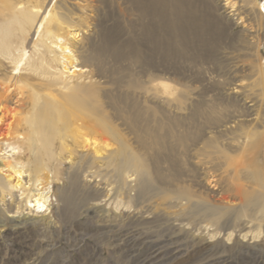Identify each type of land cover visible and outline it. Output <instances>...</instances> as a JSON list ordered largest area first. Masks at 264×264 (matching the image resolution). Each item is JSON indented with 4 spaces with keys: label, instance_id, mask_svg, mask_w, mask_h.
<instances>
[{
    "label": "rangeland",
    "instance_id": "1",
    "mask_svg": "<svg viewBox=\"0 0 264 264\" xmlns=\"http://www.w3.org/2000/svg\"><path fill=\"white\" fill-rule=\"evenodd\" d=\"M51 1L49 7L56 0ZM67 1L72 6L83 5L80 12L74 10L78 13L74 24L78 32L77 39L84 44L91 41L98 44L103 29L115 26L119 28L122 38H138V24L151 23L149 18H140L136 7L128 0H88L83 4L81 0ZM190 1L182 2L189 6ZM201 1L211 4L214 2ZM216 1L220 7L225 2ZM8 2L15 7L21 1ZM233 2V9L241 11L256 30L253 33L259 41L256 47H251L242 40L244 37L239 35L242 27L240 23H236L233 29L231 27L220 38L217 52H214L212 58L214 60L207 63L198 61L191 65L183 58L171 57L161 62L159 56L153 55L154 63L161 64V73L143 70L137 63L126 62V75L119 83L102 85L98 78L94 81L99 85L94 99L102 112L101 118L112 127L114 133L108 137V141L113 147L120 146L119 142L122 141L126 151L135 157L133 163L121 174H117L113 166L106 165L103 158L92 162L91 151L74 142L68 135L61 138V131L54 134L50 143L51 150L43 155V163L51 180V192L48 194L45 211L38 210L36 206L29 207L26 202L20 203V198L23 200L25 196L20 194L21 191L14 189L12 197L9 191L0 187V264H264V218L260 219L263 217L262 211L251 204L244 212L240 209L244 193L254 188H249L251 183L259 180L264 185V0ZM22 5L28 6L29 3L24 0ZM45 6L46 3L42 10ZM192 6L197 7L193 2ZM230 9L232 8H223L220 13L223 24L229 20V16L226 20L223 16ZM6 12L0 1V28L9 21L8 15H3ZM167 32L169 37L164 36V39L173 40V35ZM35 37L31 32L27 41L31 42V38ZM28 47L29 44L26 51ZM15 50L16 55L17 49ZM6 57L0 56V82H7L11 76L23 72V69L15 70V65ZM24 62L21 68L24 67ZM197 70L201 76L204 74L205 78H212L215 82L219 80V83L215 86L212 84L210 89L203 87L205 83L199 82L201 76H197ZM151 74H159L171 85V90L165 93L158 89L155 92ZM37 81L34 77L29 82ZM234 84L237 86V93L233 92ZM45 92L46 90H39L40 94ZM117 95L136 102L138 109L143 111V117L151 118L152 126L156 122L162 124L160 135H168L169 139L166 141L174 145L173 157L175 154L179 160L177 172L180 175L177 178L171 177L175 174L170 166L174 158L155 163L152 156L157 150L156 146L140 145L137 137L126 128L125 114L116 119L111 106ZM234 96L245 97L247 100L241 104L242 107H249L253 114H259L263 119H260L263 123L258 124L262 127L261 133L253 138L244 157L237 163V155L225 150L229 163L225 166L228 171L224 174L218 165L217 168L214 166V171L210 168L203 170L200 159L206 160L205 154H196V149L192 150L189 142L187 148L190 151L185 152L175 144L174 136L188 130L190 107L194 101H219L216 103L219 107L223 105L227 110H232L235 109ZM251 103L252 106H249ZM27 110L22 116H29L33 111ZM11 121L10 115L3 118L0 123L1 133H6L9 129L12 134L16 127L14 124L7 126ZM17 129L24 138L12 137L8 142L19 146L22 160L28 164L33 155L27 149L25 136L29 134L28 129ZM234 135L235 133L227 132V137ZM2 144V149H10L7 148V142ZM2 153L0 167L5 160L2 156L6 157ZM156 168L159 176L167 178V184H161L160 178L155 174ZM0 172L3 176H8V179L11 177L9 183L17 182L18 176L11 169L3 167ZM73 172L79 177L78 188L73 195L74 203L69 207L59 194L69 186L68 178ZM211 173L217 178L221 174L222 178L233 175L241 188L240 194L225 191L229 187L226 188L221 180L215 189L211 188L207 184ZM26 174H23V182L28 178ZM142 178L151 182L149 193L145 195L138 190V183ZM155 192L166 194L158 196ZM219 192H227L230 201L221 200ZM180 195L181 198L189 197V200H181ZM193 202L213 207L216 217H206L204 213L196 212L191 206ZM234 202L238 203L233 204ZM255 217L262 222L256 223ZM250 218L255 220L248 224ZM259 224L262 226L258 230L256 227Z\"/></svg>",
    "mask_w": 264,
    "mask_h": 264
},
{
    "label": "bare ground",
    "instance_id": "2",
    "mask_svg": "<svg viewBox=\"0 0 264 264\" xmlns=\"http://www.w3.org/2000/svg\"><path fill=\"white\" fill-rule=\"evenodd\" d=\"M0 1L3 9L7 11L3 15H8L7 20H9L5 26L0 28V56L2 55V58L7 56L15 65V70L23 69L22 73L11 76L7 82H0V123L4 117L10 115L12 121L7 126L11 127V124H14L16 127L12 134L9 129L5 131L6 133L0 132V153L4 152L1 155L6 156H2L5 160L1 164L0 171L5 167L18 176L17 182L11 184L8 182L11 177L8 179V176H3L0 172V187L9 191L12 197H14V189L21 191L20 194H25V196L23 200L20 198V203L26 202L29 207L36 206L40 211L47 209L45 207L49 198L48 194L51 192V180L47 167L43 163V155L51 150L50 143L54 134L61 131V138L68 135L74 142L91 151L92 162H96L97 158H103L106 165L113 166L117 174H121L124 169L130 167L135 159L133 154L128 153L123 147L122 141L119 142L120 146L116 147L108 141V137L114 133L112 127L101 118L102 112L98 109L96 99H94V93L99 86L94 83L97 78L102 85L119 83L126 75V62L137 63L143 70L149 69L152 72L161 73V64L154 63L155 56L153 55L159 56L161 62L171 57L183 58L191 65L198 61L207 63L214 60L212 58H214V52H217L220 38L229 32L231 27L233 29L236 23H240L242 29L239 35L242 34L241 37H244L242 40L247 45L256 47L259 42L256 35H253L256 30L246 20L245 15L233 9V0H225L221 7L217 5L216 0L213 4L191 0L189 6L182 2L184 0H128L136 7L140 18H149L151 23L138 24L140 25V37L138 38H122L118 27H104L98 44L92 41L84 44L77 39L78 32L74 19L78 18V13L74 10L77 9L80 12L83 5L72 6L67 0H56L49 7L51 0L40 2L27 0L29 5L24 6L22 5L24 0H20L19 6L14 7L8 2L10 0ZM87 1L81 0V3ZM192 2L197 5L196 8L192 6ZM45 3L46 6L42 10ZM223 8H232L227 15L223 16L225 20L229 16V22H224L225 25L220 18ZM167 31L173 35V40L164 39V36H168ZM31 32L36 37L31 38L29 42L27 39ZM28 44L29 49L26 51ZM15 49L18 55L14 54ZM23 62L24 67L21 68ZM196 74L200 75V71L197 70ZM151 75L155 92L158 89H162L165 93L171 90V85L159 74ZM204 76L203 74L199 77V82L205 83L203 86L205 88H209L212 84L215 86L219 81L215 82L216 80L213 81L214 79L211 80L212 78ZM34 77L38 79L37 83L29 82ZM236 87V85L233 87L234 93L238 91ZM39 90H46V92L40 94ZM234 97L235 109L232 110H227L228 108L223 105L219 107L216 104L219 101L216 103L212 102L213 100L194 101L190 107L188 130L174 136L175 144L182 147L185 152L190 151L187 148V142H189L193 147L192 150L196 149V154H205L206 160L200 159L203 170L208 168L213 170L214 166L218 165L224 174L228 171L225 166L229 163H227L229 157H226L225 150L237 155V163L244 157L253 138L255 139L261 133L262 127L258 124L263 123V119L259 117V114H253L249 107H242L241 104L247 100L245 97ZM115 100L111 108L116 119L125 114L126 128L129 133L137 137L140 145L156 146L157 150L152 156L155 163L165 159L170 161V157L174 158L170 166L175 174L171 177L177 178L180 175L177 172L179 171V160L175 154L173 157L174 145L166 141L169 139L168 135H160L162 124L156 122L152 126L151 118L143 117V111L138 109L137 103L127 97L120 98V95H117ZM249 106H252V103ZM26 109H28L27 112L33 111L29 116H22ZM18 127L28 129L29 134L25 136L27 149L33 153L28 164L23 162L19 146L8 142L12 137L24 138L18 132ZM227 132L235 133V135L227 137ZM169 135H171L170 131ZM4 142H7V148H10L7 151L2 149L1 145ZM48 160L50 162V158ZM24 173H27L25 176L28 177L25 182L22 181ZM155 174L160 178L161 184H167V178L159 176L158 168L155 169ZM222 174L217 178L218 176L211 173L207 184L215 189L218 181L221 180L226 188L229 187L225 191L234 192V195L240 194L241 188L236 182L237 179L230 174L227 178H222ZM78 178V174L73 172L68 178L69 186L59 194L69 207H72L74 203L73 195L78 188ZM150 185L151 182L147 178H142L138 183L139 192L144 195L148 194ZM249 188L252 189L246 191L244 195L241 194L244 197V202L240 204L241 211L244 212L250 204L256 205L260 208L259 211H262L261 216L263 217L260 219L264 218V185L259 180H255ZM165 194L166 192H161L157 195L164 196ZM218 195L224 202L230 201L228 199L230 195L227 192H219ZM241 195L239 196L242 198ZM179 198L189 200L187 196L181 198L180 195ZM191 206L196 212L204 213L206 217H216V211L209 205L193 202ZM257 217H255V222H262L260 219L257 221ZM255 219L250 218L247 221L248 224ZM209 225L212 226L211 223ZM261 226L262 224H259L256 228L259 230ZM230 235L231 233L229 237Z\"/></svg>",
    "mask_w": 264,
    "mask_h": 264
}]
</instances>
